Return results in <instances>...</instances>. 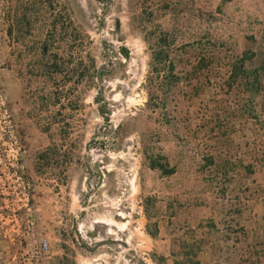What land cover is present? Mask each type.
Returning a JSON list of instances; mask_svg holds the SVG:
<instances>
[{
    "label": "rangeland",
    "instance_id": "rangeland-1",
    "mask_svg": "<svg viewBox=\"0 0 264 264\" xmlns=\"http://www.w3.org/2000/svg\"><path fill=\"white\" fill-rule=\"evenodd\" d=\"M0 88L49 243L0 264H264V0H0Z\"/></svg>",
    "mask_w": 264,
    "mask_h": 264
},
{
    "label": "built area",
    "instance_id": "built-area-1",
    "mask_svg": "<svg viewBox=\"0 0 264 264\" xmlns=\"http://www.w3.org/2000/svg\"><path fill=\"white\" fill-rule=\"evenodd\" d=\"M23 153L18 124L0 88V231L10 244L24 240L39 257L48 253L49 243L35 234L32 181Z\"/></svg>",
    "mask_w": 264,
    "mask_h": 264
},
{
    "label": "water",
    "instance_id": "water-1",
    "mask_svg": "<svg viewBox=\"0 0 264 264\" xmlns=\"http://www.w3.org/2000/svg\"><path fill=\"white\" fill-rule=\"evenodd\" d=\"M119 29H120V22L118 20H116L115 31L119 32ZM99 74H100V70L97 71V81H98V83L100 81ZM87 147H88V145L86 146V149H87ZM87 168H88V166H87ZM93 168L96 171V173L98 174V181H97V184H96V189H99L102 186L104 175H103V172H102V170H101V168L99 166V162L98 161H96L94 163ZM90 174H93V172L90 171ZM86 198H87V196H86ZM74 231H75V233L77 235V229H76L75 225H74ZM115 243H120L121 245H125L124 243H122L121 241H118V240H103V241H99V242L95 243L94 249H97V248H99V247H101L103 245H106V244H115ZM140 264H145V262L140 260Z\"/></svg>",
    "mask_w": 264,
    "mask_h": 264
},
{
    "label": "trees",
    "instance_id": "trees-1",
    "mask_svg": "<svg viewBox=\"0 0 264 264\" xmlns=\"http://www.w3.org/2000/svg\"><path fill=\"white\" fill-rule=\"evenodd\" d=\"M153 59L156 60V56L153 57ZM244 62H245V59L242 58V59L240 60L241 67L243 66ZM149 166H150V168L153 169V170H155V169H156V170H159V171H160L162 174H164V175L172 174V171H166L165 168H164L162 165H160V164H158V163H155V162H153V161L150 163ZM194 264H198V263H194Z\"/></svg>",
    "mask_w": 264,
    "mask_h": 264
},
{
    "label": "flooded vegetation",
    "instance_id": "flooded-vegetation-1",
    "mask_svg": "<svg viewBox=\"0 0 264 264\" xmlns=\"http://www.w3.org/2000/svg\"><path fill=\"white\" fill-rule=\"evenodd\" d=\"M17 101H15V105H16ZM13 111V110H12Z\"/></svg>",
    "mask_w": 264,
    "mask_h": 264
}]
</instances>
